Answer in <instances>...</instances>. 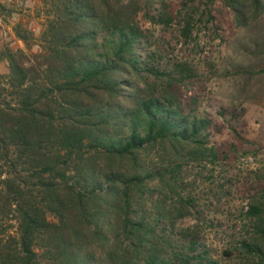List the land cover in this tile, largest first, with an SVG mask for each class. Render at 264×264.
Wrapping results in <instances>:
<instances>
[{
	"label": "trees",
	"instance_id": "1",
	"mask_svg": "<svg viewBox=\"0 0 264 264\" xmlns=\"http://www.w3.org/2000/svg\"><path fill=\"white\" fill-rule=\"evenodd\" d=\"M197 1L215 2L184 0V38L207 15ZM221 1L237 27L264 14V0ZM140 15L173 21L151 0H48L35 50L13 27L25 49L0 52V264L209 262L198 231L177 226L192 206L182 175L230 150L210 145L212 121L182 102L197 71L164 62ZM246 216L254 237L241 250L260 261L264 192Z\"/></svg>",
	"mask_w": 264,
	"mask_h": 264
},
{
	"label": "rangeland",
	"instance_id": "2",
	"mask_svg": "<svg viewBox=\"0 0 264 264\" xmlns=\"http://www.w3.org/2000/svg\"><path fill=\"white\" fill-rule=\"evenodd\" d=\"M162 3L173 17L171 25H151L141 15L143 29L151 32L153 49L164 62H187L198 73L182 88L187 111L212 121L209 144L230 150L228 161L191 163L183 172L182 194L192 200L180 228L194 227L209 251L204 264H264V256L247 257L241 242L252 240L249 204L264 192V14L246 27H237L221 0L194 7L204 15L188 38L181 34L184 0ZM0 52L24 48L13 34L19 25L33 37L32 49L44 29L48 0H0ZM6 63L0 62V74ZM193 101L195 103H193ZM230 144L233 147H230Z\"/></svg>",
	"mask_w": 264,
	"mask_h": 264
}]
</instances>
